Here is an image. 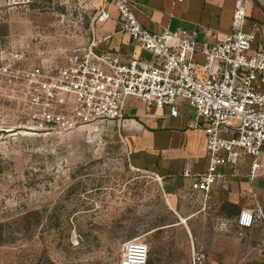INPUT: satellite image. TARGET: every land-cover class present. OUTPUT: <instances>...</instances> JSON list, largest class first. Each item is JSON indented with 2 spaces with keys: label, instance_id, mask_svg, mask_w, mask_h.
<instances>
[{
  "label": "rangeland",
  "instance_id": "obj_1",
  "mask_svg": "<svg viewBox=\"0 0 264 264\" xmlns=\"http://www.w3.org/2000/svg\"><path fill=\"white\" fill-rule=\"evenodd\" d=\"M100 1L0 0V264H119L134 238L149 243L147 264L187 263L192 239L171 207L179 203L131 153L122 125L130 115L70 130L33 128L23 73L61 64L38 50L80 33ZM183 204L182 212L194 211ZM188 223L201 239L215 226L209 215Z\"/></svg>",
  "mask_w": 264,
  "mask_h": 264
},
{
  "label": "built area",
  "instance_id": "obj_2",
  "mask_svg": "<svg viewBox=\"0 0 264 264\" xmlns=\"http://www.w3.org/2000/svg\"><path fill=\"white\" fill-rule=\"evenodd\" d=\"M97 8L95 22L115 17L119 30L152 58L98 52L97 45L111 35L100 39L91 25L90 43L74 49L61 64L23 73L29 81L25 86L33 128L50 132L120 121L130 98L142 102L149 114L160 109L177 117L185 102L195 111V126L206 135V169L196 172L187 166L182 171L192 179V195L207 202L216 184L227 187L234 173L225 169L236 168L246 157L251 158L250 182L264 179V26L255 23L246 30L245 12L238 5L232 29L208 43L199 40L197 30H149L140 22L134 0H101ZM1 71L9 73V67ZM251 193L254 205L236 219L241 228L264 224V202L253 188ZM149 255V243L134 238L124 244L119 264H147ZM203 257L194 254L196 260Z\"/></svg>",
  "mask_w": 264,
  "mask_h": 264
},
{
  "label": "crops",
  "instance_id": "obj_3",
  "mask_svg": "<svg viewBox=\"0 0 264 264\" xmlns=\"http://www.w3.org/2000/svg\"><path fill=\"white\" fill-rule=\"evenodd\" d=\"M134 1L140 22L149 30L159 33L177 28L197 30L199 40L208 43L217 42L232 29L238 5L245 12L246 30H252L255 23L264 26V0ZM110 8L113 10L112 5ZM94 18H87L77 27L80 33L68 34L69 41L61 38L54 48L38 50L39 54L50 53L53 59L65 60L74 49L90 43L93 38L91 25H94L98 38L111 35L97 45L98 52L113 51L123 59L152 58L127 33L119 30L115 17L105 22H95ZM73 37L79 41L73 42ZM198 59L203 58L198 56ZM179 111L177 117L160 109H153L149 114L142 102L130 98L124 116L132 118L124 119L122 125L124 138L136 160L160 179L169 201L179 203L177 207L171 204L180 220L176 224L188 239H192L187 243V259L183 261H187L186 264L192 261L194 264H264V224L256 223L250 228L236 225L239 212L254 205L252 188L258 199L264 202V179L250 182L247 173L251 158L246 157L236 168L225 169L227 173H234L227 187L216 184L207 202L201 195L197 200L192 199V179L184 177L182 171L187 166L196 172L206 169V135L202 128L195 126V111L190 104L181 102ZM260 158L264 160V150ZM184 202H190L194 211L182 212L180 208H184ZM208 215L215 220V226L210 228L207 238L196 237L189 220ZM198 253L204 254L201 260L194 258Z\"/></svg>",
  "mask_w": 264,
  "mask_h": 264
}]
</instances>
